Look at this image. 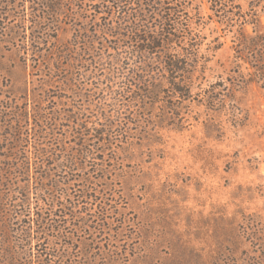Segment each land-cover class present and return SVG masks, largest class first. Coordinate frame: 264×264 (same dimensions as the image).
<instances>
[{"label": "rangeland", "instance_id": "rangeland-1", "mask_svg": "<svg viewBox=\"0 0 264 264\" xmlns=\"http://www.w3.org/2000/svg\"><path fill=\"white\" fill-rule=\"evenodd\" d=\"M181 1L207 58L189 97L167 93L163 67L149 84L157 63L100 0H0V100L16 110L0 114V146L17 120L32 144L43 128L92 150L99 130L115 137L93 169L105 216L70 248L81 264H264V75L238 64V27L217 23L215 0ZM229 7L257 10L244 30L264 36V0ZM36 19L50 27L41 45Z\"/></svg>", "mask_w": 264, "mask_h": 264}, {"label": "trees", "instance_id": "trees-1", "mask_svg": "<svg viewBox=\"0 0 264 264\" xmlns=\"http://www.w3.org/2000/svg\"><path fill=\"white\" fill-rule=\"evenodd\" d=\"M100 1L103 13L116 17L121 22L120 28L129 36L135 34L144 41L146 60L157 63L158 73L151 77L153 81H148L149 84L161 83L167 77L159 69L163 67L168 70V83L173 86L167 93L192 95L196 69L205 65L207 58L201 52L202 44L193 30V22L182 14L184 1ZM257 5L259 3L253 9H257ZM212 7L222 15L217 23L225 25L229 32L238 27L239 38L234 46L238 64L252 65L255 77L257 63L259 73L264 75V36L255 31L249 35L244 30L248 23L257 21V10L248 19L230 12L229 0H215ZM41 21H31L33 43L39 45L45 43L42 40L50 28ZM25 24L24 21L22 28L11 32V37L21 39L24 31L25 38L28 29ZM237 78L246 84L255 81H245L241 73ZM158 90L149 86L145 97L162 94ZM27 95L26 91V99ZM9 104L0 100L2 116L9 117L11 112H16ZM15 122L17 126L12 127L10 138L0 146L1 157H4L0 159V264H81L70 248L73 240L93 234V225L105 216L103 208L99 215L94 212L99 202L93 169L97 158L104 162V151L115 137L108 135V130H99V143L92 150L81 143L77 147L67 146L68 142L55 139L43 128L32 144L28 130L23 129L19 120ZM97 152L103 156L95 157Z\"/></svg>", "mask_w": 264, "mask_h": 264}]
</instances>
